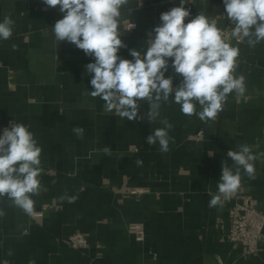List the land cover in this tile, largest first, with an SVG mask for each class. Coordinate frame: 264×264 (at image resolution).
I'll return each instance as SVG.
<instances>
[{"label":"crops","instance_id":"1","mask_svg":"<svg viewBox=\"0 0 264 264\" xmlns=\"http://www.w3.org/2000/svg\"><path fill=\"white\" fill-rule=\"evenodd\" d=\"M179 5L130 0L131 13L125 9L121 18L126 47L118 55L133 59L131 49L145 51L160 15ZM185 7V23L204 13L222 29L230 24L223 0H189ZM63 15L43 0H0V22L6 16L14 21L11 38L0 40V135L11 122L24 123L42 148L33 211L0 197V264H264V239L253 254L229 239L234 201L252 195L264 209V42L236 46V75L244 76L246 91L230 94L215 120L184 115L170 97L156 121L149 122L144 101V118L130 121L89 94L94 89L85 66L94 57L69 42L56 43L51 28ZM165 76L174 88L181 83L171 58ZM164 119L173 125L166 153L146 142ZM74 127L84 129L83 138ZM243 144L257 156L254 174L241 170L232 199L209 208L223 162L234 168L227 152ZM129 223H143L144 240L128 231ZM76 232L87 237L85 248L69 243Z\"/></svg>","mask_w":264,"mask_h":264},{"label":"clouds","instance_id":"2","mask_svg":"<svg viewBox=\"0 0 264 264\" xmlns=\"http://www.w3.org/2000/svg\"><path fill=\"white\" fill-rule=\"evenodd\" d=\"M43 3L51 8L59 6L64 13L51 28L56 43L69 42L94 57V62L85 66L94 89L89 94L102 99L107 112L114 111L130 121L144 118L139 115L141 101L148 104L149 122L156 121L161 102H168L170 97L180 105L184 115H196L204 122L215 120L230 94L239 97L246 91L244 76L236 75L240 49L232 41H246L253 48L264 42V0H223L226 17L233 25L230 34L218 26L215 18L204 13L185 23L190 16L185 7L189 0H180L179 6L160 15L161 23L148 33L146 50H130L133 59L118 55L126 47L121 39V18L125 9L131 13V8H127L130 0H43ZM13 25L9 16L0 22V40L11 38ZM133 27L134 24L128 29ZM12 48L15 50L16 45ZM170 58L171 67L182 77L175 88L173 78L165 76ZM161 123L164 126L149 134L146 142L159 143L160 151L166 153L173 125L167 119ZM72 131L83 138L82 127H74ZM103 151L111 155L110 148ZM41 153L34 133L24 123L11 122L0 135V197L6 196L27 213L33 211L32 196L39 195L41 189ZM227 157L234 168L223 162L218 192H209V208L223 206V201L232 199L241 187V170L249 177L254 174L257 156L251 146L238 145V150H229ZM136 164L142 166L143 161L137 159Z\"/></svg>","mask_w":264,"mask_h":264},{"label":"built area","instance_id":"3","mask_svg":"<svg viewBox=\"0 0 264 264\" xmlns=\"http://www.w3.org/2000/svg\"><path fill=\"white\" fill-rule=\"evenodd\" d=\"M132 24L129 25L131 27ZM233 25L230 23L223 29L226 34H230ZM235 46L242 42L233 40ZM7 126L1 129L3 130ZM138 190H134L137 192ZM44 207H47L45 204ZM230 228L229 239L237 244L243 245L247 254H253L258 250L259 244L264 239V209H259L254 205L252 195L244 196L240 201L236 200L229 207ZM41 211L35 212V216H40ZM128 231L134 235L138 241L145 238L143 223H129ZM71 246L77 249L85 248L88 245L87 237L82 232H76L69 237Z\"/></svg>","mask_w":264,"mask_h":264},{"label":"trees","instance_id":"4","mask_svg":"<svg viewBox=\"0 0 264 264\" xmlns=\"http://www.w3.org/2000/svg\"><path fill=\"white\" fill-rule=\"evenodd\" d=\"M244 42L241 43V45L243 44ZM243 46V45H242Z\"/></svg>","mask_w":264,"mask_h":264}]
</instances>
